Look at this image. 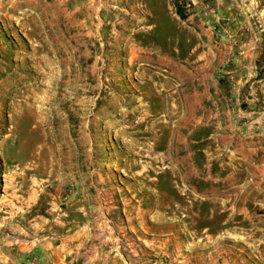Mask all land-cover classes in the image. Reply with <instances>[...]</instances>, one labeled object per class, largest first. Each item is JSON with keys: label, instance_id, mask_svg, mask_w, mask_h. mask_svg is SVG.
<instances>
[{"label": "rangeland", "instance_id": "374dc122", "mask_svg": "<svg viewBox=\"0 0 264 264\" xmlns=\"http://www.w3.org/2000/svg\"><path fill=\"white\" fill-rule=\"evenodd\" d=\"M6 1L0 0V264H54L64 244L71 251L64 260L79 264L80 228L118 255L133 249L135 263L146 247L161 264H264V203L252 194L242 212L238 177L222 183L227 172L215 161L205 164L204 156L229 146V158L220 161L248 162L237 135L228 138L234 131L227 118L210 119L211 71L236 98V78L218 69L215 39L242 33L241 0H228L233 14L223 19L225 30L221 21L213 30L201 18L203 8L223 18L214 0H198L186 20L176 14L179 0H88L84 6L71 0L58 11ZM251 22L256 34L264 33L257 19ZM136 47L166 63L143 60ZM197 85L204 110L182 136L178 119L168 127L156 121L179 103L167 95L182 90L180 102L187 105ZM141 104L152 117L144 119ZM186 148L194 159L184 163ZM148 149L168 153L178 169L140 176L151 160ZM223 191L231 196L228 205L216 200ZM151 216L149 236L141 237L136 227ZM154 224L166 228L161 240Z\"/></svg>", "mask_w": 264, "mask_h": 264}, {"label": "crops", "instance_id": "0c3cea01", "mask_svg": "<svg viewBox=\"0 0 264 264\" xmlns=\"http://www.w3.org/2000/svg\"><path fill=\"white\" fill-rule=\"evenodd\" d=\"M21 2H24L30 11H39L41 6L52 7L58 11L61 10L62 6L65 7L69 4H72L71 0H21ZM87 2L88 0H80L79 4L84 6L85 3L88 4ZM241 2L243 5L240 8L242 9L243 15L245 17L242 33L237 36L234 35V38L228 39L227 36H221L216 37L215 39V43L217 44L216 47L219 51L218 69L223 71L224 74L229 75L230 78H236V81L231 83V87L236 93V98H230V90L228 88V90L220 88L219 84L214 78L215 72L211 71L210 107H214V111L210 112V119H217V121L214 120V123L220 124L219 122L222 119L227 118L225 121L226 128H231L234 131V133L228 134V138L236 137L237 135V138L240 140L239 146L242 148V153L248 162L247 164L236 165L227 162L225 159L220 161V156L229 158L228 152L232 151L231 147L229 146L224 147L223 149L216 148L214 151L207 150L204 156L206 158L205 164L207 163V165L210 164L211 166L212 162L215 161V163L221 167L222 171L227 172V174L221 179L222 183H225L231 177H238V199L244 205L242 212L245 213V211H249L247 208L248 206H246V203L248 202V196L252 194L255 196L254 198L259 196L261 201L264 203V33L256 34L254 30V23L251 22V20L257 19V21L260 22L261 27L264 29V0H241ZM214 3H217V10L219 11L218 14L223 15V18L219 16L221 21L220 25L218 24L219 28L221 30H225L222 21L225 19L226 15L228 16V14H231L232 16L233 14L232 11H229L227 8L230 4V1L214 0ZM55 10L53 12H55ZM73 11H76V9ZM55 15L57 14L55 13ZM215 25L217 24L215 23ZM210 28L212 27L210 26ZM130 40L131 38L129 37L126 39V42L129 43ZM134 50L138 52L140 47H136ZM134 50L132 49L131 54H134ZM76 51H78V48L71 50L72 53ZM138 53L143 56V60L150 63L157 64L159 66H163L166 63V60L164 59L158 60L153 56H149L147 53ZM176 85H178L179 88L183 87L182 82L176 83ZM197 86L195 88V99L192 103L187 105H184L180 102L181 98L179 97V94L182 92V90L177 89L174 91V93L167 95V99H169V96H171V98L172 96H176L179 100V103H175V105H168L169 107L165 109V115L156 117V121L159 120V123L165 124V126L168 127L173 119H178L176 120V128L179 130V135L182 136V130L190 128V122L192 119H194L195 114L201 113L204 110L203 102L205 93L202 95L199 90L201 87L199 85ZM165 87H168L169 90H172L169 88V84H167ZM227 91L228 93H226ZM139 107H142L143 111L141 114L144 119L152 117V115L148 113L149 106L141 104ZM232 107L234 110H232ZM231 118L234 121L240 120L242 122L241 125H239L237 128L235 126H231ZM180 122H184L185 124L179 125ZM236 130L240 131V133L236 132ZM190 133H188L186 137H188ZM181 143L185 146H188L189 144L188 141L183 142L182 140ZM148 151V157H150L151 160L149 159L150 161L143 169L146 170V172L151 170L153 172L155 171L156 173L161 172L160 174H165L166 172L172 171L173 169H178V163H176V166H173L172 157L168 153L164 152L162 154H155L153 150L148 149ZM145 152V150H142L139 155H144ZM185 154L186 155L183 159L184 163L194 159V153L190 152L188 148H186ZM155 155L158 156V159L153 161L152 157ZM161 166L165 167L161 168ZM146 172L145 175L149 176L148 172ZM218 179L219 178H216V180ZM216 200L221 201L223 205H228L231 202V196L230 194H225L223 191L222 197L216 198ZM229 210L230 208H228V212ZM148 219L153 220L154 217H147L146 220L143 218L139 227H136L141 237L149 236L148 234L151 227L148 226L150 223ZM151 226L153 228H157L155 232L157 233L158 238L161 240V236L164 235L166 228L160 224H154ZM79 232L81 236L79 240V246L83 250L81 257L79 256L78 258L79 264L162 263V261L159 260L160 258L158 260L150 259L149 257H151L153 252L148 250L146 247H143L141 252L137 253V257H139L138 261L140 260V262L135 263L133 260L135 251L133 249H130V251L125 253L120 251L118 255L116 252L108 251V249H106L104 246H100L99 243H97V237L93 233H88L85 231L83 232L81 228ZM225 232L226 231L223 230L224 234ZM153 237L155 236H152V242H154ZM176 238L177 236L175 235V245H179ZM88 242L90 243L88 244ZM163 248H166L165 240L163 242ZM176 248L177 246L175 247V250ZM70 252L71 251L67 249V244H64V246L61 247L59 251H57V253H60V257L56 258L54 264H68L64 259L66 254L69 255ZM129 256L132 258L129 259ZM71 260L74 261L73 258H71Z\"/></svg>", "mask_w": 264, "mask_h": 264}, {"label": "built area", "instance_id": "2783aa9c", "mask_svg": "<svg viewBox=\"0 0 264 264\" xmlns=\"http://www.w3.org/2000/svg\"><path fill=\"white\" fill-rule=\"evenodd\" d=\"M179 2L182 5L185 14L187 15V13L191 10V6L196 5V2H198V0H179ZM201 18L210 23V26L213 28V30L216 29L215 23L217 24L220 21L217 13L211 8H203V10H201Z\"/></svg>", "mask_w": 264, "mask_h": 264}, {"label": "trees", "instance_id": "16d2710c", "mask_svg": "<svg viewBox=\"0 0 264 264\" xmlns=\"http://www.w3.org/2000/svg\"><path fill=\"white\" fill-rule=\"evenodd\" d=\"M174 4H175V8H176V14L179 16V18L181 20H186L187 15L185 14L182 6L179 3L177 4L176 2H174Z\"/></svg>", "mask_w": 264, "mask_h": 264}, {"label": "bare ground", "instance_id": "6f19581e", "mask_svg": "<svg viewBox=\"0 0 264 264\" xmlns=\"http://www.w3.org/2000/svg\"><path fill=\"white\" fill-rule=\"evenodd\" d=\"M182 104H183V103H182ZM174 109H175V108H174ZM177 109H178V108H177ZM142 111H143V110H142ZM184 113H185V112H184ZM158 121H159V120H158ZM168 121H169V120H168ZM170 123H171V122H170ZM122 131H123V130H122ZM141 151H142V150H140V149H139V150H138V149H137V150L134 149L133 152H137L138 154H140ZM150 154H151V153H150ZM161 154H162V153H161ZM165 156H166V155H165ZM152 158H153V159H152L153 161H156V159H158V156L155 155V156H153ZM149 159H150V158H149ZM155 163H156V162H155ZM157 163H158V162H157ZM141 166H143V165H141ZM144 167H145V166H144ZM144 167H143L142 169H144ZM147 167H148V166H147ZM145 172H146V170H142V171L139 172V175L142 176V177H147V176L145 175ZM147 172H148V171H147ZM147 172H146V173H147ZM134 173L136 174V172H134ZM160 173H161V172H160ZM136 176H137V175H136ZM137 177H138V176H137ZM151 182H152V181H151ZM156 190H157V189H156Z\"/></svg>", "mask_w": 264, "mask_h": 264}]
</instances>
